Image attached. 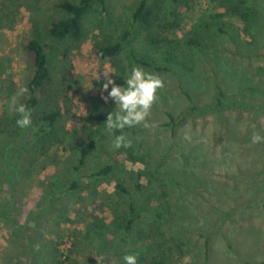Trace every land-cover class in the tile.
I'll return each instance as SVG.
<instances>
[{
  "label": "rangeland",
  "instance_id": "rangeland-1",
  "mask_svg": "<svg viewBox=\"0 0 264 264\" xmlns=\"http://www.w3.org/2000/svg\"><path fill=\"white\" fill-rule=\"evenodd\" d=\"M14 1L18 3L0 0V120L12 112L10 100L25 87L29 75V56L23 43L31 35L33 15L25 4L30 0ZM130 1L111 0L116 14ZM246 3L251 12L248 34L241 31L239 20L227 18L223 25L228 34H221V22L214 24L206 16L216 12L213 5L203 16L197 12L187 18L185 31L195 28L206 37V46L196 54L198 63L190 66L184 77L171 73L158 76L163 87L150 109L148 127L139 125L133 128L134 133L126 134L132 145L138 146V153L145 154L142 162H130L125 154L108 157L103 151L112 144L108 138L100 141L102 150L94 156L101 158V163L113 157L118 164L114 178L96 186L94 195L66 190L76 179L71 165L77 161L69 152L57 154L62 162L70 157L66 167L71 178L61 184L62 190L55 183L53 193L41 186L53 167L30 182L14 184L0 165V264H55L50 258L56 260L70 248L73 252L67 264L85 260L122 264L125 249L115 250L96 240L87 242L82 234L89 213L108 219L109 207L123 202L115 188L117 179L135 189L137 170L145 172L138 183L147 189L151 176V190L162 195L172 215L166 223V215L161 220L162 241L174 246L180 237L187 238L182 249L171 251L174 264H264V141L253 143V136L264 137V0ZM39 4L34 8L46 20L53 0ZM203 7H207L205 3ZM91 42L86 40L79 49L71 50L63 65L57 59L53 84L67 78L69 89V103L64 106L69 112L62 118L67 129L95 128L82 118L97 98L107 112L115 107L111 100L106 103L102 99L107 95L101 90L102 75L96 80L97 73L110 65L95 58ZM220 88L227 95L221 98L222 105L217 104ZM46 90L48 95L49 88ZM24 97H18V102ZM168 113L176 123L184 119L174 131ZM93 158L77 175L83 181L84 175L99 166Z\"/></svg>",
  "mask_w": 264,
  "mask_h": 264
},
{
  "label": "trees",
  "instance_id": "trees-1",
  "mask_svg": "<svg viewBox=\"0 0 264 264\" xmlns=\"http://www.w3.org/2000/svg\"><path fill=\"white\" fill-rule=\"evenodd\" d=\"M40 1L30 0L25 3L33 16L30 38L23 43V49L29 56V75L25 83L28 93L21 103L32 111V126L20 129L15 123L18 118L15 113L4 115L0 120V165L7 171L5 176L8 181L14 184L20 181L30 182L35 175L53 167L51 175H47L41 182V186H45L52 193L56 190L52 189L55 183L61 189V184L71 178L70 170L66 167L70 157L62 162L61 156L57 154L60 150L69 152L71 156L75 155L77 161L71 165V172L76 179L67 184V191L78 189L94 195L96 186L110 180L112 176L114 178L118 164L113 157L101 163V158L94 156L97 151L102 150L103 144L100 141L108 138L112 144V136L106 131L97 135L104 129L107 114L111 112L105 110L101 99L97 98L82 118V121L89 120L94 123V129L87 126L80 129L65 128L62 118L65 112H69L64 109L69 103V89L66 85L67 78H63L59 85L53 84L57 59L63 65L71 50L79 49L86 40H90L95 58L110 65L112 78L119 85L124 84L123 79L133 66L142 67L156 76L171 73L184 77L191 71L190 66L198 63L196 54L206 46V37L195 32V28L191 32L185 31L188 17L192 19L197 12L203 16L212 10L207 8L213 5L216 12L206 16L214 24L221 22L218 29L221 34H228L223 25L227 24L223 21L224 18L229 21L239 20L241 31L248 34L251 17L246 0H131L129 4L122 5L118 14L117 7L112 5L111 0H53L46 20H42L39 11L34 8L40 6ZM203 3L207 7L204 8ZM238 29L240 30L239 27ZM47 88L48 95L45 93ZM219 90L217 104L222 105L221 98H226L227 95L221 88ZM181 91L191 99L187 91L182 88ZM168 117L173 131V127L184 120L182 118L180 123H176L173 115L168 113ZM133 128L124 129V134L134 133ZM103 152L108 157L125 154L133 163L145 159V154L140 155L138 146L134 145L118 150L111 147ZM92 157V161L99 166L84 175L86 181H83L77 175ZM135 174L136 190L129 189L124 180L117 179L115 188L123 202L112 203L108 219L89 213L91 215L82 238L87 242L99 241L103 246L108 245L115 250L125 249V255L136 254L138 264H174L171 251L182 249L187 244V238L180 237L174 246H169L168 240L162 241L163 234L159 232L160 224H163L161 220L166 215V223L172 216L166 210L168 204L162 202L164 198L161 194L151 190V176L146 185L147 189L138 183L145 172L137 170ZM157 199L158 205L155 204ZM67 252L60 253L56 260L50 258V262L67 264L73 250L70 248ZM83 264L91 262L85 260Z\"/></svg>",
  "mask_w": 264,
  "mask_h": 264
},
{
  "label": "clouds",
  "instance_id": "clouds-1",
  "mask_svg": "<svg viewBox=\"0 0 264 264\" xmlns=\"http://www.w3.org/2000/svg\"><path fill=\"white\" fill-rule=\"evenodd\" d=\"M100 75H102L104 81L101 84V90L107 93L106 96H102V99L106 103L111 100L115 106V110L107 114L104 129L112 136V147L114 149L130 148L132 141L128 139L123 130L139 125L148 127L147 117L157 99L158 90L163 87V82L158 76L145 71L139 66L131 68L127 77L123 79V85L116 83L112 78L111 69L107 66L99 75L97 73L96 80L100 79ZM27 93V87H20L9 104V110L18 117L15 123L20 129H27L32 126L31 109L27 105L18 102V97ZM261 141H264V137L258 134L253 136V143ZM122 259L123 264H138L136 254H126Z\"/></svg>",
  "mask_w": 264,
  "mask_h": 264
}]
</instances>
